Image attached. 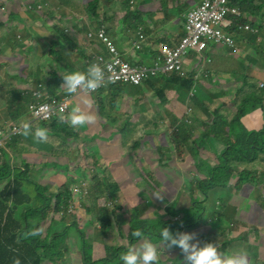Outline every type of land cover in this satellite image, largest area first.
I'll return each mask as SVG.
<instances>
[{
    "label": "crops",
    "instance_id": "0c3cea01",
    "mask_svg": "<svg viewBox=\"0 0 264 264\" xmlns=\"http://www.w3.org/2000/svg\"><path fill=\"white\" fill-rule=\"evenodd\" d=\"M28 1L34 0H0V6L5 8L3 11L0 10V20L2 22L0 33L3 27H8L10 20H14L23 24L18 32L22 30L25 32V35H28V38L24 41V46L13 38L12 44L8 45L6 42V44L0 47V73L4 76L0 80V92L1 88L9 85L12 80H14V83L19 82L20 78L10 73V71L14 70L11 62L14 61L17 64L15 60H18L19 64L23 63L26 66L24 75L28 78L33 76L40 77L39 72L41 75L49 78V70L53 68L59 70L62 75L74 70L83 71L86 59L96 53H106L105 46L96 37V33L102 24L124 60L131 64H151L153 57L163 45L174 46L184 35L183 23L185 18L180 19L177 12L184 11L187 7H192L193 9L202 0H185L186 7L183 9L182 6L179 7L180 0H124L126 2L124 9L111 10V8H104L96 14L87 13L84 15L72 12L67 17L70 25L64 26V30H68V33L65 32L67 39L63 36H58L51 29V24H46L39 18L36 20H26L28 18H23L19 11L20 5ZM50 3L55 6L56 1L50 0ZM72 3L81 4V0H70V4ZM254 5L256 6L257 3H254ZM237 6L240 8L241 4H237ZM60 7V9H63L67 6L64 4ZM190 10L187 9L183 15L186 17V13ZM242 11L249 20L260 19L250 8ZM126 14H128L129 19L125 21L123 17ZM98 16L100 17L99 19ZM140 26L143 27L145 43L142 50L136 51L135 49L132 50L131 47ZM89 32L94 34L92 39H88L87 37ZM5 35H9V33L0 34V38L4 39ZM68 40L75 43L76 49L74 51L69 46ZM239 49V52L235 53L227 47L224 48L211 44L210 48L204 52V59L201 56L199 57L197 53H190L185 62V69L188 72L195 70L196 73H201L204 71L202 68L205 67L206 59H211V62L213 61L214 64L209 70L216 73L215 77L225 74L222 71L231 74L242 61L250 64L254 58L250 54L248 47L239 45ZM80 56H83L82 59ZM221 61L224 62V67L226 68L220 67ZM202 62H205V64L202 65ZM220 79L225 80L223 78ZM22 80L25 81V79ZM109 87L103 88L97 96L81 97L71 104V111L73 108L79 107L82 111L91 112L96 117L94 122L84 125L85 133L95 145L88 152L89 159L87 157L81 162L78 161L76 163L72 176H75L74 178L77 181L80 179L82 175L80 169L82 167L84 170L89 169L87 160L93 164L102 165L105 175L111 177L112 181L120 189L119 199L115 203L116 206H120L121 210H117L111 214L109 220L110 226L105 228V235L102 233V230H104L102 228L103 224L99 215L96 214L95 208L97 206L93 199L87 200L84 207L79 209L80 212L77 217H62L63 223L65 221L66 223L59 228L58 234L65 232L68 228L70 229L73 264H82L81 250L84 243L91 246L93 261L101 262L102 260H106L107 263H101L122 264L119 257H114V255L117 249L122 253L130 244L128 212L137 210L138 206L144 205L147 206V212L153 216L165 217L167 215L163 207L166 200L159 202L152 193L147 192L145 189L146 183L141 181L140 178V174L145 170L151 171L158 177L152 168L155 162L148 160L146 156L143 157L145 164L139 165V163L134 162V159H131L128 154L129 145L123 141V138L125 140L141 141V132L147 126L146 118L148 113L151 112L153 115L150 116L154 119L162 116L165 120L171 115L174 124H176L180 117H182L183 103L185 102L180 97L177 100H181V102L169 100L168 93L175 94V88L166 91L167 102H163L153 99V95L155 93L157 95L159 89L157 86H139L141 87V91H127L125 87L120 91L117 87ZM114 90H117L118 94L116 99L109 94V92ZM10 92L11 90L6 91L7 94L3 98V103L0 102V111L2 112L0 124H31L32 121L27 109H23L16 116H13L12 111L9 112L7 103H9L8 95ZM86 101L91 102L88 103ZM110 101L112 103L116 101V105L106 106ZM119 103L121 104L119 105ZM121 119L123 120L121 121ZM242 122L248 130H261L264 127V111L262 108L256 109L245 115L242 118ZM111 127L116 129L113 130ZM70 128L73 130V127ZM32 135L31 130L27 136L23 134V138L21 139L29 147L21 152L20 157L18 154L11 153L8 149L4 152L18 165L23 163L22 158L24 155L31 156L32 160L28 162L29 164H33L36 158H40L42 162L34 164L33 170L31 168V173L45 167L46 164L43 162L42 156L46 152L41 149L39 150L41 145L35 144L38 143L36 139L33 140L31 138L32 140L30 141V137H33ZM112 137L116 138L117 147L111 144L114 140ZM144 149L147 150L146 146H144ZM65 157L67 158L68 155L66 154ZM192 159L194 162L198 160L195 157ZM71 163L75 164L73 161ZM203 163L208 169L215 167L205 162ZM54 168H57L60 173L63 169H67V166L54 164ZM155 180L157 181V179ZM158 181L166 186L164 181L160 179ZM149 182L150 186L156 187L153 184L154 180H149ZM251 187L257 193L261 190V194L264 195V182L254 183ZM218 190L220 191L216 193ZM243 191L244 188L241 190L240 195H234V193H230L227 189L218 188L211 191L206 199L198 197L199 201L200 199L203 200L201 202L204 203L205 217L203 224L195 231L196 238L200 241L199 237H203V240L206 242L214 243L218 251L225 255L243 251L247 255L248 264H264V196H262L263 201L255 200L251 197L250 199L246 198L244 201L236 203ZM187 192L191 195V187H189ZM177 196L180 199L181 195ZM196 198L194 197L193 199ZM189 203H186L182 197L181 201H176L166 209L171 210L173 208L172 211L182 216L189 209H187ZM252 204H257L258 206ZM87 209H91L92 211L88 213ZM109 210L112 211L113 209L109 207ZM209 213L210 216L207 217L206 215ZM18 215L20 214H16V216ZM52 216L55 215L51 214L49 218ZM178 217L180 216L178 215ZM21 218L23 220L22 216ZM223 218H227L228 221L232 219V222L224 223L222 221ZM231 227H237V231L234 232ZM245 227H247L246 230ZM243 231L245 232L242 233ZM53 234L56 233H53L51 228L47 231L40 230V235L43 239ZM230 234H234V236L230 237ZM232 240L239 241L238 246H242L241 249L227 248L228 242Z\"/></svg>",
    "mask_w": 264,
    "mask_h": 264
},
{
    "label": "trees",
    "instance_id": "16d2710c",
    "mask_svg": "<svg viewBox=\"0 0 264 264\" xmlns=\"http://www.w3.org/2000/svg\"><path fill=\"white\" fill-rule=\"evenodd\" d=\"M55 1L58 5L56 7L49 6L50 8H46L45 17L51 16L59 19L64 8H58L64 4L66 6L70 5V0ZM86 1L81 0L83 6L77 3L73 4L76 5L75 10L69 11L78 12L80 15L87 13L96 14L97 10L110 6L115 0L88 1V6L85 7L84 4ZM254 2L256 1L233 0L234 4H241V10L250 8L257 16L264 20V0H259L256 6ZM27 3L35 9L38 0L23 2L20 7ZM183 3L184 1H180L179 7L183 6ZM127 19H129L128 14L123 17V20L126 21ZM246 21L248 20L229 14L222 24L224 32L232 36L235 40L237 46L235 53L239 52V45L250 49V54L256 60H252L248 65L251 66L253 63L255 71L252 73H249L248 69H245L242 73L234 71L230 74L228 80H219L214 76L216 73L206 71L203 77L198 80L199 89L194 98L185 100L193 108L202 109L208 117V120L204 123L202 135L190 148L191 158L195 157L198 159L200 150L224 147V150L217 155V165L208 169L205 164H202L203 168L207 170V175L203 179L195 177L191 180V184L189 183L193 198L199 192L201 193V197L206 199L208 198V194L214 189H228L230 188L232 180L236 177L238 180L233 188L237 191L254 184L253 181L258 176H262L259 179L264 177V173L258 174L255 168L256 164L264 168V127L258 131L248 130L242 122V118L245 115L256 109L262 108L264 111V86L260 85L261 79L259 77L260 74H264V25H259L261 35L254 34L246 29L244 25ZM64 26L67 25H57L54 27V31L58 36H63L67 39ZM258 37H260V40H258ZM68 44L74 49L72 41L68 40ZM189 73L185 78L176 74L172 77L153 78L145 85L159 87V101L167 102L166 91L171 88H175L178 95H185L190 92L194 86L193 75H197L198 72L196 73L195 70H192ZM205 75L209 77H205ZM59 80L57 73L50 74L47 84L48 86L57 85ZM221 81H226L227 84H219ZM211 83L214 85L211 86ZM126 85L124 83H116L111 84L109 88L117 87L121 91ZM229 88L236 90L235 95H233L234 107L232 109L229 106V95L232 96ZM109 94L115 99L118 97L117 90L109 92ZM8 101L18 111L23 110L24 106L27 107L30 102L28 98L21 96L17 91L9 94ZM213 103H216L214 108L208 107ZM15 114L17 115L18 113L15 112ZM69 115L70 113L59 117L50 125L42 124L39 126L40 128H46L47 131V138L40 145L42 146L43 143H48L52 154H56L59 150L69 147L75 137L76 133L73 132L67 123V117ZM191 132L192 127L182 124L173 134L172 144L180 153H183L186 149V143ZM51 133L55 134L52 136ZM17 142L13 143L12 146H17ZM22 164V167L12 165L9 159L0 164V183L12 178V184L7 186L3 193L0 194V264H16V261H18V264H43L44 260L51 259L52 255H58V246L60 247L59 253L61 256L72 254L73 250L71 248L70 237L65 239V234L70 233L69 228L67 231L53 236L51 241L48 242L50 236L43 239L40 235V229L32 226L31 221L35 220L42 223L51 213H54V215H59L61 212L66 214L70 204L76 207H84L87 201H81L75 191L72 190L71 192L70 186L65 183L59 186L56 193L50 192L49 188L52 187L51 185L44 187L40 184H32L28 177L31 173V167L28 166V162H23ZM65 165L67 166V164ZM52 167L54 168V165ZM102 174L105 175V172H102ZM62 175L55 176L58 177L57 179L61 183L65 180ZM119 193L120 189L112 181L111 177L99 178L96 175L93 178V187L89 192L90 195L87 200L93 199L95 201L97 206L95 208L96 214L99 215L103 224L102 228L104 229L110 226L109 220L112 214L108 209V201L117 199ZM197 200L198 198L192 199V206H196H193L191 210H186L182 216L172 211L173 208L171 210L166 209L165 212L167 215L165 217H159L160 220H158L155 227L156 233L152 232V227L148 228L147 222L139 221L141 218L134 211L131 219V233H129L130 246H139L141 238L132 236V231L139 229L143 236L149 237V240H151L156 248L160 247L166 251L162 255H158L156 264H177L178 262H182L181 253L173 258H167V255H173L174 250L177 248L173 247L169 249L165 247L160 242L159 231L161 227H168L173 233L181 230L195 232L203 224L205 217L203 205L199 206L200 203ZM119 209L115 207L113 211L115 212ZM91 211V209H87L88 213ZM79 212L80 210L76 209L72 215L67 216L77 217ZM18 213L23 217V222L13 231L14 227L18 225L17 220H15V216ZM173 215L177 217L179 215V220H165L168 216ZM222 221L224 223L232 222V219L228 221L227 218H223ZM35 229H39V235H30ZM199 239L202 242L203 237H199ZM229 242L234 243L235 241L232 240ZM81 251L82 264L107 263L106 260H102L101 262L93 261L91 246L87 243L83 244ZM120 254L121 252L117 249L114 257H120Z\"/></svg>",
    "mask_w": 264,
    "mask_h": 264
},
{
    "label": "rangeland",
    "instance_id": "374dc122",
    "mask_svg": "<svg viewBox=\"0 0 264 264\" xmlns=\"http://www.w3.org/2000/svg\"><path fill=\"white\" fill-rule=\"evenodd\" d=\"M19 1V0H18ZM88 1H93V0H87L84 4L85 7L88 6ZM180 1H184L182 9L184 7H186V1L185 0H180ZM257 3L259 0H255ZM39 2V7L37 6L35 9L29 5L28 3L25 4L24 6L20 7V15L23 18H28L26 20H36V19H40L42 22L46 23V24H51V29L54 30V27L57 25H67L69 26V20L66 18V13L69 10H75L76 5H73L75 3L70 4L71 6H67L66 8H64L61 12L60 18L58 19L57 17H45V9L46 8H50L49 6H54L52 3H50V0H38ZM196 3V2H194ZM58 4H55V7ZM117 5H119L117 7ZM81 6H83L81 4ZM126 6V2L124 0H115L113 3L110 4V6H106L104 8H111V10H117L119 8H123ZM102 8V9H104ZM194 8V7H193ZM38 9V11H37ZM187 9H192V7H187L185 8ZM101 9L97 10L100 11ZM186 10H182L181 12H177L179 18L184 19L185 15H183V13ZM72 12L69 11V14H71ZM84 15V14H82ZM99 17V16H98ZM100 18V17H99ZM0 23L1 20H0ZM252 23V22H249ZM1 26V25H0ZM23 26V24L21 22L18 21H14V20H10L8 23V27H3V30L1 31L0 34H6L9 33V35H5L4 39L0 38V47L3 44H7L10 45L12 44V39L14 38V40L17 41H21L22 44L24 45V41L25 38L28 37V35H25L24 31H19V29ZM18 33H20V35H18ZM7 36V37H6ZM20 38L18 39L17 37ZM6 37V38H5ZM259 40V39H258ZM213 45L215 46H221L224 47V45H221L220 43H214ZM136 51H139L138 49H136ZM82 57V56H80ZM206 59V58H205ZM256 59L253 58V61H255ZM15 62L17 64L13 62H11L12 66H14V70L10 71V73L15 74L16 76H18L20 78V80H22V76H24L25 74V70H26V66L22 64H19L18 60H15ZM206 62V64H205ZM205 62H202V65L205 64V67H203L202 69L204 71H202L201 73L197 74L198 78H202L203 75L205 74L206 71H210L209 69H211V66L214 64V62H211V59H206ZM220 67H224V62L221 61ZM226 68V67H224ZM245 69H248L249 73H252L255 71L254 68V64L252 63L251 66L248 65L247 63H245V61H242L240 65H238L236 67L235 70H233L232 72H238V73H242ZM225 74L222 75H218L217 78L220 80V78H223L225 80H228L230 78V73H227L225 71H222ZM202 74V75H200ZM202 76V77H201ZM4 76L2 75V73H0V80L3 78ZM205 77H209L208 75H205ZM261 82L260 85L264 86V74H260L259 75ZM19 80L18 83H14V80H12V82L1 88V92H0V102L3 103V98L5 97V95L7 94L6 91H10L13 88H15L18 92H20V89H25L26 86L25 84L27 83L30 86H36L40 83L42 84H47L45 79H41L40 77H34L32 80L30 78L27 77V81L25 82H21ZM23 81V80H22ZM220 83H225V85L227 84L226 81H221ZM212 85H214L212 83ZM17 87H19V89H17ZM127 88V89H126ZM125 89L127 91L129 90H134V91H141V87L139 86H133V85H126ZM199 89V85L198 87L195 88V93L194 96L196 95V93L198 92ZM149 91V90H147ZM229 92L232 94L229 95V106L232 109L234 107V96L236 90L233 88H229ZM169 95V100H174L176 101L178 99V95H175L172 93H168ZM173 97H172V96ZM194 96H192V98H194ZM172 97V98H171ZM180 99L182 100H186L188 97V93L185 95H181L179 96ZM153 99L156 101H159L156 93L153 95ZM168 100V101H169ZM180 101L181 100H177ZM9 103H7L8 106ZM121 103H119L120 105ZM185 105V103H183ZM116 102L112 103L111 101L109 102V104L106 106H115ZM216 106V103H213L212 105H209L208 107L210 108H214ZM190 107L189 105L184 106L183 108V113H182V117H180L179 121L174 124L173 122V117H171V115H169L168 119H165L162 116H159L157 119H154L152 116L153 113H148V116L146 118V123L147 126L145 127V130L141 132V141H134V140H130L127 139L125 140L123 138V141H125L128 145H129V149H128V154L129 157L131 159H134V162L139 163V165H143L145 164L143 161V157H147L148 160L150 161H154L155 164L152 165L153 168V172L158 175L159 179L161 181H164L165 185H162V183H159V179L157 176H155L151 171H143L140 174V178L141 181H144L145 184V189L147 192L150 193H159L162 194L163 199L158 198L157 196L153 195L159 202H161L162 200H166L164 207V210H166V208L170 205H172L173 203H175L176 201L179 202V200H182V197L184 199V201L186 203H189L187 209L191 210L192 206V199L193 197L190 195L188 191L189 189V183L191 184V180L195 177H198L199 179H203L206 175H207V170L205 168H203L202 164L204 165L203 162L209 164L210 166H215L218 163L217 160V155L218 153H221L224 150L223 148H218L215 147L214 148H210V149H203L200 150V158H198L197 162H194L193 159L190 156L191 153V147L193 146V144L199 140L200 136L202 135L203 131H204V123L205 121L208 120V117L205 115L204 111L200 108H188ZM23 110H19L16 108L15 112L20 113ZM15 112L13 111L14 116H16ZM156 113H159L158 111H155ZM1 111H0V115H1ZM123 119H121L122 121ZM118 121V120H117ZM119 122V121H118ZM118 124V123H117ZM186 125V126H190L192 127V132L191 134H189V139L188 142L186 143V149L183 151V153H180L176 147L172 144V136L175 133V131H177V129L180 127V125ZM174 126V127H173ZM5 127V124H0V130H2ZM173 127V128H172ZM35 128H40L39 126L35 127ZM34 128V129H35ZM113 130H115L116 128L111 127ZM33 129V130H34ZM46 129V128H44ZM76 130V134L75 137L73 138V140L71 141L69 147H65L63 148V150H59L56 154H52L51 153V148L49 147L48 143H43V145L41 146V150H43L44 152H46V154H43V162H45V167L35 170L34 172L30 173L28 175L29 180L32 184H40L44 187H46L47 185H51L52 187L49 188L50 192L56 193L58 191V188L60 185L62 184H67L70 186V190L71 189H75V187L77 186L78 181L74 178L75 176L73 175V170H75L76 167V163L82 160V158H84L86 155L88 156V152L94 147V143L91 141V139L87 136V134L85 133V126H79L74 128ZM55 133H51V135L53 136ZM49 135V134H48ZM33 136V135H32ZM50 138H52L51 136H49ZM33 138V137H31ZM114 140L111 142V144L114 147H117L118 143L115 140V137H112ZM110 139V138H109ZM34 140V138H33ZM38 143L35 144H41L42 141L37 140ZM144 146H146V149H144ZM29 146H27L25 144L24 141L19 140L17 142V146H12V144H8L6 145L5 151L8 149L11 151V153L13 154H18V156L20 157V154L22 151L26 150ZM68 155V157H65V153ZM51 153V154H50ZM34 157L36 158V156L34 155ZM7 159H9L10 163L12 165H18L15 162L12 161V159L10 157H8V155L6 156H2L0 157V164H2V162L6 161ZM89 159V157H88ZM32 160L30 155H24L22 158V162H30ZM71 161L75 162V164L71 163ZM37 162H42L40 158H36V160L34 161L33 164H29L28 166H30L33 170V165L37 164ZM88 164H92L91 162H89L87 160ZM41 164V163H39ZM54 164H60V165H65L67 164V169H63V171H61L60 173L58 172L57 168H53L52 165ZM20 167L23 166V164L21 163V165H18ZM255 168L257 169V173L258 174H262L264 173V168L260 167L259 164L255 165ZM29 172V171H28ZM31 172V171H30ZM63 174L62 177L65 179L64 182H60L59 179H57L58 177H55L56 175L58 176L59 174ZM262 176H258L253 182L254 183H262L264 182V177L259 179ZM157 179V181L155 180ZM149 180H154V183L156 187H152L150 186V182ZM237 177L234 178L230 184V188H228L227 190L230 193H234V195H240L241 194V190L243 188H241L239 191L237 190H233V187H235L236 182H237ZM12 184V178L5 180L3 182L0 183V194L3 193V191L6 189L7 186ZM151 188V189H150ZM169 188V189H168ZM187 188V190H186ZM221 189V188H219ZM220 190H218L216 193H218ZM72 192V191H71ZM145 192V191H144ZM181 195L180 199L177 195ZM173 195H175L173 197ZM210 195V193L208 194V196ZM262 195L261 194V190L259 193H257L251 186L245 187L244 191L242 192V195L239 197L241 199H237L236 203H240L242 201H244L246 198H251L253 197L255 200H262ZM195 197H201V193L199 192L197 195H195ZM243 199V200H242ZM200 204L199 206L203 205L204 208V203H202L201 201H203L202 199L197 200ZM179 205V204H178ZM254 206H258L257 204H252ZM70 207H74V209L76 208L75 205L70 204L68 211H70ZM147 206L144 205H140L138 206L137 210H132L129 211V228L128 231L129 233H131V219L133 217L134 211L137 212L138 216L141 218L139 219V221L142 222H147L148 224V228L152 227V232H155V227L158 223V220H160L159 216H153L152 214H150L149 212H147ZM176 209V208H175ZM184 212V211H181ZM52 214V213H51ZM50 214V215H51ZM49 215V216H50ZM207 217L210 216V213L206 215ZM15 220H17L18 225L14 227L13 231L18 228L19 224H22V218L21 215L15 216ZM165 220H171V221H177L179 220L178 217L176 215L173 216H168L167 218H165ZM32 226L39 228L42 231H47L48 229L51 228V230L53 231V233L58 234V230L61 226H63L66 221L63 223L62 221V216L61 215H55L52 217H48L46 220H43L42 223H39L38 221L32 220L31 221ZM54 223H56V225H54ZM63 223V224H62ZM248 223V222H247ZM61 224V225H58ZM232 228V227H231ZM247 229V227H245V230ZM232 230L234 232L237 231V227H233ZM67 231V230H65ZM181 231H186V230H181ZM245 231H243L242 233H244ZM71 233V231H70ZM67 233L65 234V239H67L68 237H70V243H72V239H71V234ZM102 233L105 235V229L102 230ZM56 234H53L52 236H50L48 238V242L51 241L52 237L55 236ZM61 234V233H59ZM39 235V234H38ZM154 235V234H153ZM234 234H230V237H233ZM44 237V236H43ZM143 238H147L149 239V237L147 236H143ZM140 238V237H137ZM240 238V236H239ZM139 243H141V240L139 241ZM239 241H235L234 243H230L228 244L227 248H236V249H241L242 246H238L239 245ZM140 245V244H139ZM60 247L58 246V255L54 256L52 255L51 259H46L44 260L43 264H73V252L70 255H66V256H61L59 253ZM176 253L174 252L173 255H167V258H173L174 255ZM177 264H183L182 262H178Z\"/></svg>",
    "mask_w": 264,
    "mask_h": 264
},
{
    "label": "clouds",
    "instance_id": "9594fccd",
    "mask_svg": "<svg viewBox=\"0 0 264 264\" xmlns=\"http://www.w3.org/2000/svg\"><path fill=\"white\" fill-rule=\"evenodd\" d=\"M202 1L199 4H201ZM232 3H233V1H232ZM199 4H197L196 6H198ZM37 6L39 7V2L37 4ZM60 8L61 7H59L58 9H60ZM4 9L5 8L3 6L0 8L1 11H3ZM37 11H38V9H37ZM240 12H241V15L239 16V18H243V19L248 20L244 24L245 27L250 26V29H248V30H250L254 34L261 35L260 29H259V25H264V20L262 18H260L259 20H256V19L255 20H249L247 18L246 14L241 9H240ZM187 13H186V15H187ZM69 15L70 14H69V11H68L66 18ZM249 22H252V23H249ZM253 24H256V25H253ZM1 25H2V23H1ZM101 28H103L105 30V27H104L103 24L98 29V31ZM140 28H142V32H143V27H141V26L138 27L137 34H136L135 37H138V31H139ZM183 28H184V23H183ZM98 31H97V33H98ZM65 32L68 33V30L66 29ZM105 32H106V30H105ZM89 33H92V32H89ZM97 33H96V37H97ZM106 34H107V32H106ZM184 34H185V32H184ZM107 36H108V34H107ZM183 36H182V38H183ZM93 37H94V34H93ZM17 38L19 39L20 36L17 37ZM27 38L28 37H26L25 40ZM88 39H89V37H88ZM97 39H98V37H97ZM109 39H110V37H109ZM181 39H180V41H181ZM258 39L260 40V37H258ZM98 41H100V40L98 39ZM110 41L113 43V41L111 39H110ZM18 43H22V42L18 41ZM72 43L74 44V49H72L74 51L76 49V45H75L74 42H72ZM144 43H145V41H144ZM178 43H176L174 46H176ZM102 44L106 48V53H96V54H93L88 59H86L84 61L85 69L83 71L74 70V71L67 72V73L62 75V73H60L59 70H57L55 68L49 70L50 74L57 73V75L59 76L60 80H59L57 85L48 86V84L40 83V84H38L36 86H30V85H28L25 82V81H27L26 75L21 77L22 79H25V81H22V80L19 79L21 82H25L26 83L25 84L26 88L24 90H20V92H18L15 88H13L11 90V92L17 91L21 96H23L25 98H28L30 100V102L27 105V107L24 106V109H27L29 111V115H30L32 123L31 124H28V123H23V124H17V123L5 124V127L1 131L7 129V127L11 126V125L23 128L22 134L19 135V136H17V135L14 136L11 141L7 142L6 145H8L9 143L13 144V143H15V142H17L19 140H22L21 138H23V134L25 136H27L29 134L30 130L32 131L34 139L39 140V141H44L47 138L46 129H44V128H35V126H40L42 124L50 125L55 120H57L59 117L64 116V115H60V116H58L57 118L53 119L50 122L34 121L32 119V116L30 114V109H29L30 105L35 104L38 101L35 98V96H34V92L40 91L43 94L46 93L51 98L59 99V90L60 89H65V91L67 93H76L77 90H82V91H85V92H94L98 87H100L102 85V83L104 81V77H105V68H102L100 66V64H98V63L90 64L88 62L89 60H92L95 55H99V54L104 55L106 58L110 57L106 45L104 43H102ZM211 44L213 45V43H209V48H210ZM143 46H144V44H143ZM174 46H171V47H174ZM116 48H117V46H116ZM161 48L158 51L159 53L157 52L158 54H156L153 57V60L160 54ZM142 49H143V47H142ZM229 50H231L232 52H235V50H232V49H229ZM191 53H195V52H191ZM202 55L203 56H201V58L204 59V54H202ZM198 56L200 57L199 54H198ZM82 57H81V59H82ZM186 59H185V62H186ZM153 60H152V62H153ZM185 62H184V70H185V72L187 74L185 77H187L190 73L185 69ZM134 65H150V64H134ZM39 75H40L41 79H45V81L47 83L49 78L46 77V76L41 75L40 72H39ZM173 75H175V74H173ZM34 77H37V76H33L30 79L32 80ZM161 77H166V76H161ZM185 77H183V78H185ZM154 78H158V77H154ZM151 79H153V78H151ZM193 80H194V86H193L192 89H195L199 85L198 84L199 78L197 77V75H193ZM146 83H143L140 86H143ZM111 84H113V83H109L106 86H104L103 88H105L107 86H110ZM114 84H116V83H114ZM46 86H47V88H46ZM17 89H19V87H17ZM101 90H99L97 93L90 94V95L84 93V94H81L79 96H76V98L74 100H72L71 104L75 100H77V99H79L81 97L97 96L100 93ZM191 90H190V92H191ZM190 92L188 93L187 99L191 100L192 96L190 95ZM175 94L178 95L177 91H176ZM179 96H181V95H178V97ZM8 97H9V95H8ZM157 97H158V92H157ZM39 101H44V98L40 99ZM86 102L90 103L91 101H86ZM186 105L190 106L188 108L193 109V106L190 105L188 102H185L184 106H186ZM8 110H9V112L12 111V113H13V111L15 110V107L9 104L8 105ZM95 119H96V117H95V115L93 113L84 112L79 107H75L71 111V106H70V115L67 117V123H68L69 127H73V132H74V130H75L74 128L79 127V126H83V125H86V124H90V123L94 122ZM75 132H76V130H75ZM16 137H21V138H18V140H16L17 139ZM6 145H5L4 149L1 150V156L0 157L6 156V154H4ZM87 157L88 156L86 155L84 158H87ZM84 158H82V160H84ZM88 165H89V169L88 170H84L83 167L80 169V172L82 173V175L80 176V179L78 180L77 186L74 189V191L76 190V188H80L81 189V191H82L81 194H77L75 192L76 195L79 197V199L81 201H87V198L90 195L89 192L91 191V189L93 187V178L96 175L99 178L106 177V175L102 174V172L104 171V167L102 165L93 164V163L92 164H88ZM82 184H86V187H82ZM72 190L73 189H71V191ZM233 190H234V188H233ZM152 194L157 196L158 198L163 199L162 194H159V193H152ZM118 199H119V195H118L117 199L109 200L108 201V209H109V207L112 208L113 210L115 209V207L120 208V206H116V203H115V201H117ZM80 208H81V206L80 207H76L73 210L72 214L75 212L76 209L79 210ZM113 210L111 211V213L114 212ZM119 210H121V208ZM72 214H69L68 210H67L66 214H63V212L59 213V215H61L62 217L63 216H67V215H72ZM38 232H39V229H35V230H33L30 233V235H37ZM50 236H52V235H50ZM132 236L133 237H140L141 238V243H140V245L138 247L130 246L131 243L129 244L128 247H126L125 251L122 252L120 254V257H119V259L122 262V264H156V261L158 259V255H162L163 253L166 252L165 250H161L160 247L156 248L155 245L151 242V240L143 238L142 237V233H141V231L139 229H134L132 231ZM46 238H44V239H46ZM159 239H160V242L165 247H167L169 249H171L173 247L177 248V249L174 250V252L176 253L174 256H178L181 253L183 264H248L247 255L243 251L236 252V253H229V254H226V255L222 254L220 251H218L217 246L214 243L206 242L205 240H202V242H200L196 238V233L195 232L176 231L175 233H173V232H171L169 230L168 227H161L160 231H159ZM229 243L230 242H228V244ZM228 244H227V246H228ZM16 264H18V261H16Z\"/></svg>",
    "mask_w": 264,
    "mask_h": 264
},
{
    "label": "built area",
    "instance_id": "2783aa9c",
    "mask_svg": "<svg viewBox=\"0 0 264 264\" xmlns=\"http://www.w3.org/2000/svg\"><path fill=\"white\" fill-rule=\"evenodd\" d=\"M233 0H203L201 4L190 10L184 21V36L181 41L174 47L162 46L160 54L153 60L150 65H134L123 59L122 54L116 46L110 41L105 30L101 28L98 33V39L104 43L110 55L106 58L104 55H95L88 62L98 63L105 68V77L102 85L94 92H85L77 90L76 93H67L65 89L59 90V99L51 98L46 93L40 91L34 92L37 103L30 105V114L34 121L50 122L60 115L70 113L72 100L81 94H94L101 90L109 83H124L127 85L140 86L154 77H172L173 74L185 77L187 74L184 70V62L191 52L203 56L204 52L209 49V43H220L225 47L236 50L237 46L232 36L226 34L223 29V21L227 15L240 16L241 12L237 5L232 3ZM250 29V26L246 27ZM89 39L93 37L92 33L88 34ZM145 41L142 28L138 31V37L132 41L131 49L141 50ZM195 89L190 92L194 96ZM44 98V101H39ZM23 128L18 126H8L7 129L0 130V156L1 150L4 149L8 141L14 136H19ZM86 187V184H82ZM75 192L81 194L80 188ZM74 207L70 208L69 214H72Z\"/></svg>",
    "mask_w": 264,
    "mask_h": 264
}]
</instances>
